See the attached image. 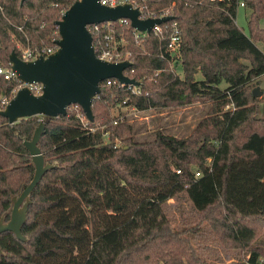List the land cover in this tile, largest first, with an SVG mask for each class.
<instances>
[{"label": "trees", "instance_id": "1", "mask_svg": "<svg viewBox=\"0 0 264 264\" xmlns=\"http://www.w3.org/2000/svg\"><path fill=\"white\" fill-rule=\"evenodd\" d=\"M73 1L0 0V65L10 67L11 51L20 55L17 43L55 47L56 20ZM145 1L158 13L171 0ZM235 1L175 0L161 37L151 31L136 40L129 22H111L131 51L125 73L140 82L141 93L106 78L92 99V120L79 105L47 118L38 146L55 165L31 191L21 228L28 239L0 232V264H215L210 248L192 243L199 222L178 223L170 198L189 202L210 240L231 253L229 264H264V101L259 114L261 96L251 92L264 74V0H243L247 32L236 23ZM173 21L182 75L161 55ZM17 84L16 76L0 74V108ZM195 99L210 107L183 137L157 130L152 139L135 140L132 124L112 112L117 104L161 109ZM43 118L11 124L0 114L5 220L11 196L33 175L24 140Z\"/></svg>", "mask_w": 264, "mask_h": 264}, {"label": "water", "instance_id": "2", "mask_svg": "<svg viewBox=\"0 0 264 264\" xmlns=\"http://www.w3.org/2000/svg\"><path fill=\"white\" fill-rule=\"evenodd\" d=\"M139 13V9L129 3L110 6L100 0H74L56 20L59 37L54 40L56 48L52 52L24 60L14 50L11 51L10 67L15 75L26 83H42V91L36 94L27 85L18 87L0 108V114L6 116L11 124L32 115L44 118L35 127L31 138L24 140L34 165L33 175L23 189L11 196L8 219L5 220V212L0 216V232L10 230L18 239H28L21 228L31 202V191L45 171L55 165V162L44 159L38 146L47 118L66 114L69 106L76 104L83 109L87 119L92 120V99L99 93L103 80L114 77L123 84L140 83L124 72L132 61H107L96 56L92 34L87 27L90 23L128 18L132 27L150 31L154 24L173 17L140 18ZM251 92L253 96H258L263 90L256 85Z\"/></svg>", "mask_w": 264, "mask_h": 264}, {"label": "rangeland", "instance_id": "3", "mask_svg": "<svg viewBox=\"0 0 264 264\" xmlns=\"http://www.w3.org/2000/svg\"><path fill=\"white\" fill-rule=\"evenodd\" d=\"M64 12V11H63ZM248 10L245 7H239L237 9L236 23L244 31H248L247 16ZM259 23L264 27V18L259 20ZM125 45H126V41ZM264 47V45H261ZM176 72L182 75L181 63L174 61L172 63ZM264 75V74H263ZM200 76V74H197ZM255 86H259L263 90L258 103V113L261 114V103L264 101V76L257 78ZM262 85V86H261ZM210 102L206 99H195L192 102L179 107H164L161 109L146 108L138 109L128 104H117L113 107L112 112L118 116H125L133 127V138L135 140H149L155 136L157 130H161L164 133L172 134L177 137L187 136L201 119L208 113ZM41 116V115H40ZM119 144L121 141L116 140ZM169 202L172 203L171 216L180 223L184 220L187 224L199 222L194 225L192 230L199 229L200 232H190L192 236V243L196 248L203 250V246L210 248V258L215 264H229L232 261V255L227 252L217 242L211 241L205 231L204 222L198 220V214L193 212L189 207L188 201L178 202L176 199L170 198ZM193 226V225H192ZM208 237L209 239H206Z\"/></svg>", "mask_w": 264, "mask_h": 264}, {"label": "built area", "instance_id": "4", "mask_svg": "<svg viewBox=\"0 0 264 264\" xmlns=\"http://www.w3.org/2000/svg\"><path fill=\"white\" fill-rule=\"evenodd\" d=\"M210 1H222L225 2L228 6H230L233 3V0H210ZM235 1V0H234ZM102 4H107L110 6H114L116 4L120 3H129L133 7H137L139 9V17L140 18H147V17H161L165 15L172 14V11L175 6V0H171L170 3H168L167 6L162 7L159 9L158 13L154 9H151L148 6V3L145 0H100ZM236 7L237 9L240 6L244 7V1L243 0H236ZM118 21L120 24L129 22L130 20L128 18H119L117 20L112 21H103V22H96V23H90L87 25L89 31L91 34H96V43L94 45V52L96 56L103 60L107 61H120V60H130L131 61V51L125 47V40L123 38L122 33L120 35H117L115 31L113 30V24L111 22ZM134 38L136 40L142 39L148 32L153 31L155 34H158L160 37L163 36V28L158 24H154L150 31H140L136 28H134ZM27 40V38H26ZM180 43H181V37L180 32L177 26L176 21H173L172 23V30L168 33V39L165 42L164 52H161L162 56H169L170 62L178 61L179 60V52H180ZM17 46L20 49V57L24 60H32L36 58L38 55L43 54L46 56L50 52H52L55 47L51 46H41L37 48H31L28 43L22 44L17 43ZM165 53V54H164ZM128 68V67H127ZM126 72V68L124 70ZM0 74L4 76L6 79H10L13 76H16L14 71L11 69V67H4L0 65ZM17 77V76H16ZM17 87H20L22 85H27L33 93H40L42 91V83L40 82H24L19 77ZM113 81L119 82L116 78L114 80L106 79V83L110 84ZM120 84H123L119 82ZM126 85V84H125ZM127 90L131 93L139 94L141 93V88L139 85H132L127 84ZM2 104H6L5 98L1 99ZM77 106L76 104H73ZM117 119L114 120L116 122ZM179 171V170H177ZM196 175H199L198 172H196Z\"/></svg>", "mask_w": 264, "mask_h": 264}, {"label": "crops", "instance_id": "5", "mask_svg": "<svg viewBox=\"0 0 264 264\" xmlns=\"http://www.w3.org/2000/svg\"><path fill=\"white\" fill-rule=\"evenodd\" d=\"M240 7H243V6H240ZM262 76H264V75H262ZM262 86V85H261Z\"/></svg>", "mask_w": 264, "mask_h": 264}]
</instances>
